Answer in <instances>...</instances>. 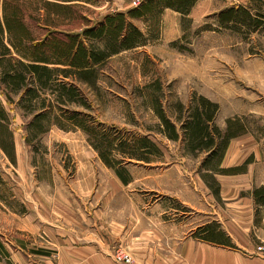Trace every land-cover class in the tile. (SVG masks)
<instances>
[{"label":"rangeland","instance_id":"374dc122","mask_svg":"<svg viewBox=\"0 0 264 264\" xmlns=\"http://www.w3.org/2000/svg\"><path fill=\"white\" fill-rule=\"evenodd\" d=\"M19 1L28 11L34 13L38 7L43 11L41 1ZM141 1L68 2L76 3L75 12L96 21L106 13L126 10ZM231 2L246 0H196L185 12L157 6L152 15L130 18L144 33L145 44L109 55L99 64L93 84L71 79L89 107L77 103L67 107L88 113L89 124L115 125L121 138L132 133L147 134L157 142L161 152L149 154L148 161L123 156L117 149L109 155L115 167L124 168L121 172L127 182L121 180L115 167L103 162L91 145L89 133L54 122L58 110L50 115L48 129L27 141L25 125L32 111L20 100L22 88L11 91L0 73V104L7 113V131H11L13 140L12 158L0 146V225H8L13 216L19 221L25 213L33 218L44 214L56 219L57 208L51 205L76 204L85 198H79L81 188L100 185L119 187L114 201L120 202L121 192H128L130 201L140 207L155 201L171 204L178 208L174 214L178 222L193 227V234L198 235L201 223L215 216L212 211L217 209L219 198L209 184L218 189L215 174L219 171L202 166L207 153L204 150H190L182 137L173 140L158 133L155 107L159 104L173 119L178 115L184 119L193 95L203 94L218 103L215 124L223 129L228 117L240 116L247 132L264 151V20L255 27L220 26L217 12ZM256 9L264 12V5L257 2ZM255 11L251 9L253 15ZM56 21L61 29L73 22L64 16ZM96 45L102 46V42ZM12 54L20 56L15 51ZM3 91L9 93L10 100ZM178 101L184 105L181 114ZM191 188L192 195L188 190ZM180 195L183 199L192 196L195 206H187ZM4 234L10 237L9 230ZM116 247L129 252L121 244Z\"/></svg>","mask_w":264,"mask_h":264},{"label":"trees","instance_id":"16d2710c","mask_svg":"<svg viewBox=\"0 0 264 264\" xmlns=\"http://www.w3.org/2000/svg\"><path fill=\"white\" fill-rule=\"evenodd\" d=\"M37 1L43 3V11L40 12L38 7L33 13L19 0H0V73L11 91L22 88L20 100L32 111L25 125L29 132L25 139L31 140L45 132L51 123L50 115L58 110L54 122L63 128L78 127L89 133L91 145L98 150L106 165L115 167L109 156L114 149L123 156L145 161L149 160V154L161 152L157 142L147 134L132 133L121 138L115 125L106 127L99 122L89 124L88 113L67 107L69 103L89 107L81 90L71 79L93 84L98 76L99 64L109 55L145 44L144 33L130 18L152 15L157 6L185 12L196 0H142L126 10L106 13L96 21L75 12L76 3L68 2L70 0ZM257 2L264 5V0H246L245 3L231 2L221 8L217 12L219 25L231 28L258 26L264 20V12L256 9ZM252 8L256 10V15L252 14ZM61 16L73 21L69 28H60L61 23L56 20ZM97 41H101L102 46H97ZM12 51L20 56L13 55ZM3 94L10 100L8 92L3 91ZM183 108V103L178 101L180 114ZM155 109L159 116L156 131L168 139L182 137L190 150L207 152L202 160L205 168L232 172L244 167V164L219 166L229 139L247 131L240 116L228 117L225 127L220 128L214 123L218 103L203 94L193 95L184 119H181L182 115L173 119L159 104ZM7 121V113L0 104V146L12 158L13 140L10 139L11 131H7ZM214 159V164L210 165L209 162ZM122 169L121 166L115 167V172L123 182H127ZM209 185L217 193V186ZM252 194L257 212V205H264V185L254 187ZM210 226L211 223L206 224L205 228L208 227L207 232L211 233ZM203 237L211 238L207 233Z\"/></svg>","mask_w":264,"mask_h":264},{"label":"crops","instance_id":"0c3cea01","mask_svg":"<svg viewBox=\"0 0 264 264\" xmlns=\"http://www.w3.org/2000/svg\"><path fill=\"white\" fill-rule=\"evenodd\" d=\"M241 164L242 169L215 174L219 202L212 211L214 221L201 223L198 235L178 222V208L169 203L140 207L128 192L114 201L119 187L85 186L79 198L86 199L51 205L57 208L56 219L25 213L19 221L13 216L16 221L0 225V264H264L257 249L264 243V205L258 204L255 212L252 194L254 187L264 185V151L247 131L229 139L219 166ZM188 190L192 195L194 189ZM183 200L195 206L192 196ZM209 223L211 233L205 228ZM7 230L10 237L4 234ZM206 233L211 238L203 237ZM117 244L132 255L129 263L113 258Z\"/></svg>","mask_w":264,"mask_h":264},{"label":"built area","instance_id":"2783aa9c","mask_svg":"<svg viewBox=\"0 0 264 264\" xmlns=\"http://www.w3.org/2000/svg\"><path fill=\"white\" fill-rule=\"evenodd\" d=\"M138 3L134 2L133 5H137ZM257 249L260 251L261 255L264 256V243H261ZM113 258L120 263H129L132 260V257L129 252H127L122 247H116L112 251Z\"/></svg>","mask_w":264,"mask_h":264}]
</instances>
